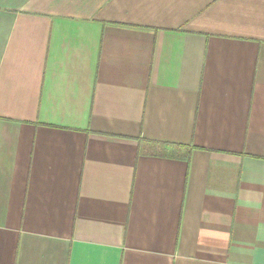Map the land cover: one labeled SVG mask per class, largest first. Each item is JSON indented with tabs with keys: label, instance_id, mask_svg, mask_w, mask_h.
<instances>
[{
	"label": "crops",
	"instance_id": "0c3cea01",
	"mask_svg": "<svg viewBox=\"0 0 264 264\" xmlns=\"http://www.w3.org/2000/svg\"><path fill=\"white\" fill-rule=\"evenodd\" d=\"M0 264H264V0H0Z\"/></svg>",
	"mask_w": 264,
	"mask_h": 264
},
{
	"label": "trees",
	"instance_id": "16d2710c",
	"mask_svg": "<svg viewBox=\"0 0 264 264\" xmlns=\"http://www.w3.org/2000/svg\"><path fill=\"white\" fill-rule=\"evenodd\" d=\"M151 150L157 151L156 153L167 156V157H175L181 158L184 160L188 159L190 153V147L178 144H168V143H160L153 144L151 143Z\"/></svg>",
	"mask_w": 264,
	"mask_h": 264
}]
</instances>
